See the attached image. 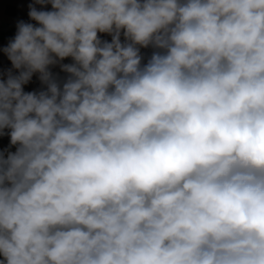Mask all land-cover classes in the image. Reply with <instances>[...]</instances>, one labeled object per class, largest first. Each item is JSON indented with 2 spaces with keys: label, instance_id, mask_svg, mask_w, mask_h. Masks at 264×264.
Wrapping results in <instances>:
<instances>
[{
  "label": "clouds",
  "instance_id": "clouds-1",
  "mask_svg": "<svg viewBox=\"0 0 264 264\" xmlns=\"http://www.w3.org/2000/svg\"><path fill=\"white\" fill-rule=\"evenodd\" d=\"M28 7L3 48L0 264H264V0Z\"/></svg>",
  "mask_w": 264,
  "mask_h": 264
},
{
  "label": "crops",
  "instance_id": "crops-1",
  "mask_svg": "<svg viewBox=\"0 0 264 264\" xmlns=\"http://www.w3.org/2000/svg\"><path fill=\"white\" fill-rule=\"evenodd\" d=\"M30 3H34V0H0V79L5 78L4 73L12 68L11 61L3 52V48L7 46L9 40L16 34L17 21L23 20L35 24V21H31L28 12ZM38 10H52L51 4H47L43 9L40 5H36ZM102 40L111 41V37L107 34H98ZM123 39V38H122ZM143 54L150 55L151 50H141ZM63 63H71V58H66ZM54 73H58L61 78H66L67 74L60 71L59 67H53L51 69ZM15 72V70H13ZM25 92L38 91L42 88L38 80V74H34L32 80L23 86ZM10 137L8 135L0 136V151L9 146ZM12 151H15L13 146Z\"/></svg>",
  "mask_w": 264,
  "mask_h": 264
}]
</instances>
